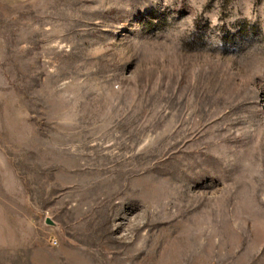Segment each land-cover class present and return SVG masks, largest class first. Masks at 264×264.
<instances>
[{
	"label": "rangeland",
	"instance_id": "rangeland-1",
	"mask_svg": "<svg viewBox=\"0 0 264 264\" xmlns=\"http://www.w3.org/2000/svg\"><path fill=\"white\" fill-rule=\"evenodd\" d=\"M0 264H264V0H0Z\"/></svg>",
	"mask_w": 264,
	"mask_h": 264
},
{
	"label": "crops",
	"instance_id": "crops-1",
	"mask_svg": "<svg viewBox=\"0 0 264 264\" xmlns=\"http://www.w3.org/2000/svg\"><path fill=\"white\" fill-rule=\"evenodd\" d=\"M3 159L0 157V187L3 190L7 189L6 185V175L3 171ZM3 204L0 201V260L4 262H10L11 258L15 256V252H11L12 250H16L15 246L23 245L25 244V240L23 237H7L5 236V233L9 230V225H7V214L4 210H2Z\"/></svg>",
	"mask_w": 264,
	"mask_h": 264
}]
</instances>
